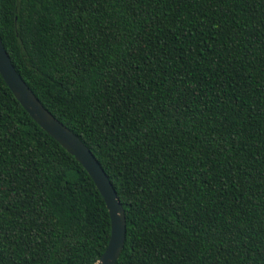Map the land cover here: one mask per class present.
Wrapping results in <instances>:
<instances>
[{
    "label": "trees",
    "instance_id": "trees-1",
    "mask_svg": "<svg viewBox=\"0 0 264 264\" xmlns=\"http://www.w3.org/2000/svg\"><path fill=\"white\" fill-rule=\"evenodd\" d=\"M0 41L115 191L114 264H264V0H0ZM109 230L0 75V264H93Z\"/></svg>",
    "mask_w": 264,
    "mask_h": 264
},
{
    "label": "water",
    "instance_id": "water-1",
    "mask_svg": "<svg viewBox=\"0 0 264 264\" xmlns=\"http://www.w3.org/2000/svg\"><path fill=\"white\" fill-rule=\"evenodd\" d=\"M0 75L33 121L64 148L87 172L100 193L109 217L106 247L93 264H114L123 246L125 223L122 207L97 161L81 141L50 115L13 69L0 41Z\"/></svg>",
    "mask_w": 264,
    "mask_h": 264
}]
</instances>
